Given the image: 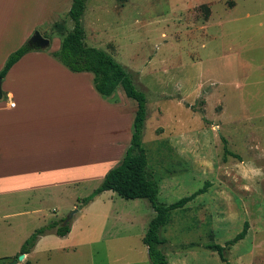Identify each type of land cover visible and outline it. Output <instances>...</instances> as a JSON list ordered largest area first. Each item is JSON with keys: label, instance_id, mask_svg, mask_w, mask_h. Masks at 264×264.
Segmentation results:
<instances>
[{"label": "rangeland", "instance_id": "1", "mask_svg": "<svg viewBox=\"0 0 264 264\" xmlns=\"http://www.w3.org/2000/svg\"><path fill=\"white\" fill-rule=\"evenodd\" d=\"M51 2L0 0V63L35 31L51 40L41 51L52 56L61 49V37L51 28L66 20L72 30L73 22L68 13L43 21ZM82 22L85 44L132 71L147 96L143 143L159 202L174 203L211 183L161 229L169 264H225L206 245H225L245 222L246 237L226 257L230 264H264V0H87ZM126 125H118L123 143ZM115 126H106L107 139L103 127L99 134L108 147ZM225 147L240 158L225 159ZM101 183L77 186L62 205L0 200V264L19 258L25 241L51 223L57 206H63L57 221L79 211L69 223L72 243L62 246L67 238L45 234L17 264H151L143 243L156 215L150 202L103 192L82 206ZM111 197L109 211L102 201Z\"/></svg>", "mask_w": 264, "mask_h": 264}, {"label": "crops", "instance_id": "2", "mask_svg": "<svg viewBox=\"0 0 264 264\" xmlns=\"http://www.w3.org/2000/svg\"><path fill=\"white\" fill-rule=\"evenodd\" d=\"M70 2L52 0L43 21L49 22L53 15L56 22L60 18L58 14L69 13ZM29 34L5 52L0 71L9 54L30 39ZM93 78L89 72H71L44 51L25 54L9 70L1 84L5 98L0 100L2 202L11 197L34 200L40 205H62L58 203L67 200L77 186L93 181L101 183L108 171L123 159L130 145L137 107L120 88L114 97L117 103L104 99L96 91ZM124 121L127 125L123 143L124 131L118 125ZM108 123L116 125L108 132L110 147L99 136L102 127L106 131ZM95 129L99 130L93 136ZM104 136L108 138L107 134ZM109 192L113 191L103 194ZM113 201L111 197L102 202L110 211ZM62 208L57 206L53 211L59 215ZM57 214L50 222L60 219ZM73 227L72 224L70 233L63 237L67 239L62 246L72 243L69 238ZM50 234L57 236L54 231Z\"/></svg>", "mask_w": 264, "mask_h": 264}, {"label": "trees", "instance_id": "3", "mask_svg": "<svg viewBox=\"0 0 264 264\" xmlns=\"http://www.w3.org/2000/svg\"><path fill=\"white\" fill-rule=\"evenodd\" d=\"M86 3L87 0H72V6L68 13L69 19L73 22L72 30H68L66 20L55 23L51 28L52 34L55 32L61 37V49L52 53V56L71 72L92 73L94 75V87L104 99L117 103L118 100L114 97H116L117 89L121 87L125 95L137 103V109L132 125L130 145L123 159L108 171L100 186L90 195L83 198L81 203L82 206H86L106 191H113L126 200L147 199L156 215L149 224L143 243L148 249L151 264H169L167 255L162 250V246L167 240L160 236L161 229L171 222L173 211L184 209L198 196L207 193L211 183L206 182L203 187L196 190L193 194L185 196L174 203L164 204L159 202V183L149 171L147 150L143 143L147 120V96L136 87L135 74L132 71L119 63L106 51L85 44L86 34L82 20ZM45 37L49 38L48 36ZM32 51L41 50L30 46L26 42L12 52L0 71L2 81L9 70L25 54ZM4 98L5 94L0 91V100ZM227 155L240 158L225 147V159ZM63 223L64 220L54 221L44 228L38 229L36 233L25 241L20 255L29 254L35 248L38 239L45 234L54 231L58 237L67 236L71 231V225L67 224L64 226ZM248 229L249 223L245 222L243 230L234 238L228 240L225 245L210 243L206 245V248L215 250L223 263L230 264L226 257L227 250L243 240L247 235Z\"/></svg>", "mask_w": 264, "mask_h": 264}, {"label": "water", "instance_id": "4", "mask_svg": "<svg viewBox=\"0 0 264 264\" xmlns=\"http://www.w3.org/2000/svg\"><path fill=\"white\" fill-rule=\"evenodd\" d=\"M29 45L32 47H35L40 50H45L50 47L51 40L49 38H46L40 31H35L34 34L31 36V38L28 41ZM1 84L2 79L0 78V91H1ZM78 210L72 211L65 219L63 225H67L71 222L73 216L75 213H77ZM25 258V254H22L19 256L18 259H14L10 264H17L19 261H22Z\"/></svg>", "mask_w": 264, "mask_h": 264}]
</instances>
